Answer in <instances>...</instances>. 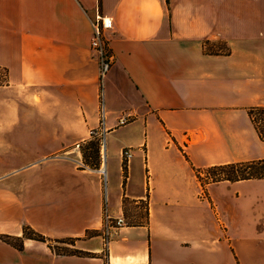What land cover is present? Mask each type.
<instances>
[{"label": "crops", "instance_id": "0c3cea01", "mask_svg": "<svg viewBox=\"0 0 264 264\" xmlns=\"http://www.w3.org/2000/svg\"><path fill=\"white\" fill-rule=\"evenodd\" d=\"M98 14L114 21L103 85ZM0 70V160L35 150L2 171L0 237L29 226L81 253L0 238V264H264V180L198 178L264 159L248 112L264 107V0H0ZM102 124L93 168L83 145ZM107 212L131 221L108 245Z\"/></svg>", "mask_w": 264, "mask_h": 264}, {"label": "trees", "instance_id": "16d2710c", "mask_svg": "<svg viewBox=\"0 0 264 264\" xmlns=\"http://www.w3.org/2000/svg\"><path fill=\"white\" fill-rule=\"evenodd\" d=\"M204 51L208 55H223L222 53H228L229 49L224 46L220 47V44H211L209 41L204 43ZM249 116L257 130L259 137L262 141H264V107H252L249 109ZM84 148V156L85 161L87 164L91 165L93 168L100 167V158H101V146H100V139L98 137H93ZM82 147V146H81ZM91 151V154H89ZM94 160V161H93ZM89 162V163H88ZM125 171V178L128 177V167L124 165ZM208 171L206 178L202 177L199 173L198 178L201 182L203 188L206 185L211 183H218V182H240V181H249V180H264V159L255 160L250 162H241V163H233V164H226L221 166H215L206 169ZM6 243L12 245L18 250H23L24 245L23 242L26 239L36 240L40 242L49 243L51 248L59 254V255H75L81 254L78 251L70 250L69 248H61L59 250V246L54 245L52 241L40 233L36 232L29 226L24 227V232L22 237H14V236H3L0 237ZM58 244H66L70 245L73 242L70 240H62L57 241Z\"/></svg>", "mask_w": 264, "mask_h": 264}, {"label": "built area", "instance_id": "2783aa9c", "mask_svg": "<svg viewBox=\"0 0 264 264\" xmlns=\"http://www.w3.org/2000/svg\"><path fill=\"white\" fill-rule=\"evenodd\" d=\"M114 29V21L112 18L98 14L93 21V36L91 40V48L95 53L100 65V81L103 85L105 78L108 76L113 66L116 63L115 54L110 46L107 38V33ZM103 93V92H102ZM131 116H124L120 119V125L124 126L131 122ZM105 125L102 124V129L92 130V137L104 138ZM103 145V143H102ZM80 147V146H79ZM124 165L128 167L130 160L133 158L131 149L123 151ZM81 168H88L89 166L82 162ZM127 179V178H126ZM127 226L125 217L113 218L107 212L104 219L103 237L106 245L114 238L119 229Z\"/></svg>", "mask_w": 264, "mask_h": 264}, {"label": "rangeland", "instance_id": "374dc122", "mask_svg": "<svg viewBox=\"0 0 264 264\" xmlns=\"http://www.w3.org/2000/svg\"><path fill=\"white\" fill-rule=\"evenodd\" d=\"M0 72H2V71L0 70ZM5 77H6V74H5V72H3L1 74V76H0V83H2V81H4ZM133 125H135V124H133ZM138 126L140 128L141 123H138ZM140 134H141V131H140ZM143 135L141 137H143ZM26 137H28V135ZM84 146L86 147L87 145H83V151H84V148H85ZM26 152H27V154L25 156H32V155L35 154V150H31L30 151V149H29V151L26 150L25 152H23V150H22V154L20 155L19 158H15L13 160H9V159L2 160V161L0 160V179L2 178L1 175H2V173H3L2 171L4 169H7L8 170V173H11L10 171H12V169H14V167H16L17 165H21V164L25 163L24 153H26ZM83 154H84V152H83ZM89 154H91V151H89ZM84 158H85V156H84ZM85 162L87 163V161H85ZM207 173H208V171L204 170L202 177L205 176L204 178H206ZM145 176H146V171H142L141 170V180L144 179ZM146 181H147V185L145 186L144 183H143L142 186H140V188H151V182H150L151 179H149L147 177ZM253 186L254 185L249 184V183H244V185H237V184L236 185H232V184H216L212 188H252ZM140 211H142V210H140ZM140 211H139V213H140ZM125 219H126L127 225L130 224L131 221L128 218H126V217H125ZM58 246H59V250H61V248H69L70 250L73 249V247L67 246V245H64V244L63 245H58Z\"/></svg>", "mask_w": 264, "mask_h": 264}]
</instances>
